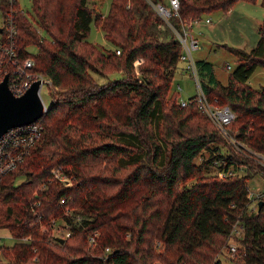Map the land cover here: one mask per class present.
<instances>
[{
    "label": "trees",
    "instance_id": "obj_1",
    "mask_svg": "<svg viewBox=\"0 0 264 264\" xmlns=\"http://www.w3.org/2000/svg\"><path fill=\"white\" fill-rule=\"evenodd\" d=\"M235 1L180 0L179 14L185 20L204 18L217 9L229 11ZM108 9L103 15L88 0H32V11L51 40L37 34L26 13L16 17L19 51L30 55L28 45L39 47L32 54L34 69L58 90L38 120L40 139L0 176V227L16 238L13 245H0L2 255L8 264H104V254L111 264H224L220 255L225 254L230 261L241 256L243 264H264V194L257 197L262 206L253 211L247 197V181L255 174L264 178V167L206 126L208 115L194 95L185 106L167 97L181 46L148 1L110 0ZM170 22L180 24L175 16ZM91 23L117 48L96 49L88 40ZM258 33L248 52L231 49L237 61L227 84L218 81L207 59H196V66L210 101L235 112L231 130L264 155V88L259 92L247 83L255 68L264 67V17ZM138 57L143 58L140 75L133 78ZM109 65L121 66L128 78L96 82L91 70L102 74ZM130 93L137 99L127 111L124 98ZM80 128L96 131L102 140L86 145V132L76 137ZM210 148L213 155L196 163ZM221 158L228 175L206 174V166ZM56 165L72 177L71 185L49 181ZM18 176L26 178L16 184ZM69 209L80 220L66 214ZM238 218L245 235L234 239L238 249L231 255L226 244ZM56 226L70 235L61 241L52 232Z\"/></svg>",
    "mask_w": 264,
    "mask_h": 264
},
{
    "label": "built area",
    "instance_id": "obj_2",
    "mask_svg": "<svg viewBox=\"0 0 264 264\" xmlns=\"http://www.w3.org/2000/svg\"><path fill=\"white\" fill-rule=\"evenodd\" d=\"M148 3L154 8V10L159 14L163 22H165L170 29L173 31L174 36L178 39L181 46L180 60L184 63V67L189 71L193 82H195V100L197 102L198 108L206 113L208 117L213 122L218 133L224 138L225 141L234 149V151L245 150L250 156H253L256 161H258L264 167V155L258 151L250 149L243 140L238 137V132L231 130L229 124L235 119V112L228 105H216L212 103L209 97L206 95L205 90L202 87L201 81H199V71L198 66H196V59L193 56V50L200 47L199 39L194 36V28L199 26L202 22L207 24L212 23L210 17L202 18H189L187 20L181 19L179 14V4L180 0H157L156 2L152 0H147ZM17 5V0H0V82L7 77V86L10 88L12 93L16 96L22 95L27 89L30 88L32 83L39 81L38 93L43 101L41 89L42 84L48 86V91L51 95L54 91V86L52 80L42 71H36L35 60L30 55H23L18 49V44L16 42L17 27H16V17L17 10L15 8ZM19 9V8H18ZM20 12H24L19 9ZM172 16L178 18L180 24L175 25L170 22ZM29 52V49L26 48ZM119 52V50H116ZM46 107L45 101H43ZM188 100H182L181 105L185 106ZM47 108V107H46ZM39 120V119H38ZM33 121L26 123L24 125L10 127L9 130L4 132L0 136V176L10 172L14 167L22 162L29 152L33 149L36 142L40 139L42 135L43 124L40 121ZM222 159V158H221ZM223 164L226 163L223 159ZM217 164V160H214ZM228 175L227 171L223 168L219 170V177ZM49 181L59 180L66 186L71 185L72 177L67 176L59 165H56L50 169ZM46 183L41 184V188H45ZM263 192L252 195L251 192L248 193L247 197L253 199L259 195H263ZM260 201V200H259ZM258 200L256 201V207L258 206ZM253 202V200H252ZM251 202L250 205H253ZM249 209L253 211L255 206L253 205ZM68 215H74L76 220H80V215L74 212L72 209L65 212ZM238 219L231 225L229 240L226 244V249L231 255L237 252L238 246L234 239L243 238L245 235L244 223ZM52 225H56L55 220L51 219ZM242 222V223H241ZM65 231L59 236L61 238H66L70 235V231L63 227ZM96 233L89 235V244H96ZM1 240V237H0ZM105 252H109L110 248L108 246L104 247ZM0 254L1 249H0ZM104 264H111L110 255L104 254Z\"/></svg>",
    "mask_w": 264,
    "mask_h": 264
},
{
    "label": "rangeland",
    "instance_id": "obj_3",
    "mask_svg": "<svg viewBox=\"0 0 264 264\" xmlns=\"http://www.w3.org/2000/svg\"><path fill=\"white\" fill-rule=\"evenodd\" d=\"M109 4H110V0H88V5L100 11L101 13H103V15H106L108 13ZM17 5L18 6H15V8L18 14L21 13L19 9H22L23 11L26 12L27 18H29L28 19L29 22L31 21L30 24L31 26L34 27L37 34L39 35L42 34L47 40H51V37L48 35V33H46V31L40 25V20L38 16L35 15L32 11V0H17ZM207 16H209L212 21L211 25L202 23L201 25L194 28L193 33L194 34L196 33L197 36H199L200 47L192 51L193 56L195 59L205 58L208 61H210L214 66V71L216 76L221 81L227 84L228 75L236 66V61H237V53H235L231 49H233L234 47L248 52L250 48L256 45L260 37V34L258 33V28L263 21L264 6L260 4V0H255V1L237 0L232 4L229 11L225 12L222 9H217V11L211 12ZM1 22L2 20L0 16V25ZM91 24L92 25L90 32L88 34V40L92 42V44L95 46L96 49H98L101 52H104L107 48L110 49L117 48L115 45L109 43L104 38V31L102 30V28H100L99 25L94 23ZM26 48L29 49V54L32 57L33 55H36L37 52L39 51V47L35 45H28ZM116 54L121 55V51L120 53L116 52ZM93 58L94 56L90 58V62H94ZM142 62H143L142 57H138L133 62L134 71L131 74L133 78L139 77L140 67L142 65ZM182 65H183L182 62L180 61L176 66L177 69L172 79L173 82L172 88H170V90L168 91V96H167L169 97V99L171 98L176 102L182 100H189V98L195 94V82H193L191 76L185 74ZM91 72L93 79L99 83L111 81L116 78H128V76L124 73L122 67L121 66L116 67L115 65H109L103 68L102 74L100 73L97 74L92 70ZM247 80H248L247 82L248 85L258 90L259 92H262L264 88V67L258 66L257 68H255ZM178 85H181L180 89ZM41 86H42L41 89L42 98L43 101H45L46 107L48 109V106L52 103L51 96L48 91V86H46V84H42ZM53 86H54V90H58V86L54 84ZM127 96L128 97L124 98V100L127 101L126 103L128 105L127 111H129L131 109L132 103H134V100L136 101L137 98L132 93H130ZM168 104L170 105L171 103L168 101ZM223 105H227V104H223ZM207 119H208L207 120L208 123L206 122V126H209L210 128L213 129L216 128V126H214L211 119H209L208 117ZM202 122L203 121H200L201 125ZM237 124L238 121L235 120L233 126L236 127ZM156 125L157 122L154 121L153 126L155 128V131L158 132L159 128H156ZM84 132H86L85 134L88 135V138L85 143L88 146L95 145V143H99L102 140V138L99 135L98 136L95 135L96 131L89 130L87 128H85V130H82L80 128V131L76 133V137L80 135L83 136ZM220 151L224 152L225 146H221ZM211 155H213L211 148L206 149V151L201 154L200 156L201 158L197 157L195 162L199 163L201 161H205ZM215 160L218 161L217 164L213 160L212 165L210 164L209 166H206L205 168L206 174L219 175V170L222 169L221 166L223 161L222 159L221 160L215 159ZM131 169L130 168L127 169L126 172L131 171ZM240 171L241 173L246 172L243 170ZM25 178L26 177L24 176H18L15 179V183L18 184ZM192 181L193 179L187 181L186 185H190ZM247 185L249 188V192H251L252 195L254 196L260 192L264 193V178L260 174L253 175L252 178L247 181ZM251 200H253L252 204L256 208V201H257L256 197H253V199ZM253 205H250V207H252ZM239 220L244 223L243 220L241 219ZM63 231L65 230L63 228H59L58 226H56L52 230L54 235H58V234L62 235ZM0 237H1L0 245L10 246L13 245V243L16 241V238L12 237L8 229L5 227H0ZM220 258L223 260L222 262H224V264L244 263L242 261L241 256L236 259H233V261L229 260L228 254H225L224 257L220 255ZM0 264H8L7 259L2 254H0Z\"/></svg>",
    "mask_w": 264,
    "mask_h": 264
},
{
    "label": "water",
    "instance_id": "obj_4",
    "mask_svg": "<svg viewBox=\"0 0 264 264\" xmlns=\"http://www.w3.org/2000/svg\"><path fill=\"white\" fill-rule=\"evenodd\" d=\"M39 87V81H36L22 95L16 96L7 86V77L0 82V136L10 127L24 125L42 117L47 108L39 96ZM262 204L263 200L259 201L258 208Z\"/></svg>",
    "mask_w": 264,
    "mask_h": 264
},
{
    "label": "crops",
    "instance_id": "obj_5",
    "mask_svg": "<svg viewBox=\"0 0 264 264\" xmlns=\"http://www.w3.org/2000/svg\"><path fill=\"white\" fill-rule=\"evenodd\" d=\"M209 25H211L210 23H209ZM194 36H196L198 39H199V36H197V34L195 33L194 34ZM200 41V40H199ZM197 59V58H196ZM201 59V58H200ZM183 66H184V64H183ZM185 74H187V75H189V73H186V71H185ZM190 76V75H189ZM217 77V76H216ZM217 79H218V81H221L218 77H217ZM221 83L222 84H226L225 82H223V81H221Z\"/></svg>",
    "mask_w": 264,
    "mask_h": 264
}]
</instances>
